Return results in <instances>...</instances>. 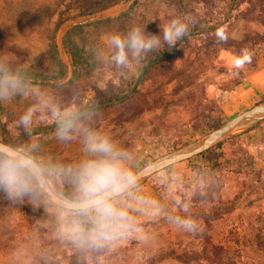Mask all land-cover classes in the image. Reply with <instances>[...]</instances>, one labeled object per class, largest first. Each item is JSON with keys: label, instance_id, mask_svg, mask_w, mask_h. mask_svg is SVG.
I'll return each instance as SVG.
<instances>
[{"label": "rangeland", "instance_id": "1", "mask_svg": "<svg viewBox=\"0 0 264 264\" xmlns=\"http://www.w3.org/2000/svg\"><path fill=\"white\" fill-rule=\"evenodd\" d=\"M126 1L120 0L116 6ZM227 1L183 0L185 7L179 11L171 0H142V13L148 19L166 23L183 11L190 17L193 13V20L205 17L202 22L207 25L214 23L217 11ZM79 13L73 0H0V71L11 67L30 71L23 82L20 76L15 77L21 84L20 91L0 98V116L10 120L12 126H19L28 109H36L31 127L40 132L24 147L39 156L49 181L60 192L65 170L86 155L83 129L107 135L119 150L127 153L125 163L136 172L173 151L175 141L192 142L213 130L197 132L193 137L185 134L194 119L205 115L207 105L218 104L230 116L234 91L254 70L250 62L235 68L237 57L226 50L200 60V42L194 41L192 48L173 63L181 70L190 68V81L186 80L180 91L178 79L169 82L163 94L166 103L148 109L139 101H131L102 115L98 112V116L85 118L98 119L95 127H90L91 120L81 122L71 139L61 140L55 125L47 127L57 121L49 105L61 112L72 108L80 119L78 103L86 105L95 99L96 88H103L110 96L114 85L129 77L134 87L142 68L141 63L128 71L107 67L111 54L107 34L112 30L89 29L71 37L60 34L61 27ZM243 23L240 18L233 25L234 37H242ZM253 25L264 34L262 23L256 21ZM71 41L86 42L88 48L97 51L94 72L77 80L68 48ZM260 55L264 57V49ZM193 60L198 65L194 70L190 67ZM62 61L67 66L65 75ZM38 74L56 78L54 82L61 84L37 83ZM39 125L41 128H35ZM238 134L242 149L225 144L217 163L197 155L145 180L141 185L148 183L158 197L153 207L142 204L141 194L130 191L121 196L120 205L127 209L134 226L124 236L102 246L103 252L92 258L78 254L80 246L61 235L62 207L51 202L36 181L33 193L22 197L10 198L0 190V264H216L206 258L203 238L197 235L207 226L195 220L198 227L189 232L179 223L183 220L173 215L180 212L193 220V213L205 211L213 215L218 208L223 216L213 218L207 228L213 241L232 251L237 264H264V119L235 135ZM145 160L149 162L144 163ZM216 177L223 181L222 203L213 193L212 180ZM239 194L236 206L228 208L227 203ZM137 197L140 208L133 207ZM170 251H174V256L157 259Z\"/></svg>", "mask_w": 264, "mask_h": 264}, {"label": "trees", "instance_id": "2", "mask_svg": "<svg viewBox=\"0 0 264 264\" xmlns=\"http://www.w3.org/2000/svg\"><path fill=\"white\" fill-rule=\"evenodd\" d=\"M119 2L120 0H73L74 7L78 8L80 13L78 17L72 20L105 12L112 9ZM171 2L179 11L183 10V7H185L183 0H171ZM217 12H219V14L214 20V23L207 25H203L202 22L203 19L206 20L205 17H196L197 15H194L196 18L193 20V13L192 17H190L188 13H184L183 11L180 12L181 18L188 17L192 21V23L189 24L188 33L177 42L176 46L169 47L165 44L161 49L150 52L146 55V57L140 62L142 68L136 86L132 87L133 79L129 77L128 79H123L119 84L114 85L115 87L113 88L112 95H107L103 88L98 87L96 88L97 97L95 99L86 105L78 103L77 111L78 114L81 113V116L80 119L76 121L77 126L81 122L91 120L90 127L93 128L97 125L98 119L85 118L98 116V112L102 115L110 108L120 107L131 101H139L146 105L148 109H152L160 104L166 103L167 101L163 98V94L165 93L169 82L174 79H178L181 82L178 87V91H180L185 84L184 82L186 80V82L190 81V68L181 70L174 67L173 63L177 56L186 53L192 48L194 41L200 42V60H203L204 56H216L221 50L229 51L237 58H241L246 51L250 55L249 62L251 63V67L254 70L257 69L259 62L264 61V57L260 55L261 50L264 49V34L260 32V30L255 27L253 23L257 21L264 25V0H228L226 4ZM240 18L244 19L243 35L241 38H236L232 35V28L235 22ZM69 22L65 23L59 30V33L61 32L60 34H64L67 37H71L75 33H85L86 30L89 29L124 32L133 25L145 26L147 32L160 35L161 30L159 25L163 24L161 22L148 19L147 16L142 13V0H135L129 8L114 16L83 24H74L72 27L67 28ZM218 29L224 30L226 39L218 40L216 35ZM58 45L60 46L59 42ZM68 48L72 60L71 64L73 66L74 79L77 80L83 76L92 74L96 68L97 60H95V58L97 51L88 48L86 42L77 41H71ZM57 52L59 53V50H57ZM192 66L193 70L198 68L195 60H193V65L190 67ZM107 67L118 70V68H116L114 63L110 60V57L107 61ZM66 68V64L62 61L61 69L63 75L66 73ZM27 72L30 71L23 68L17 70L16 68L11 67L1 70L0 77L5 75V73H11L14 77L17 75L20 76V78H22L21 81L23 82L24 79L29 78L27 76ZM37 77L40 78L37 79V83L42 82L44 84L54 86H57L59 83L61 84V82H58L59 80L57 81L58 83H56V81L54 82V80H57L56 78L48 79L49 77L45 74H38ZM139 85H142L143 88H139ZM206 109L205 115H202L203 113L201 112L200 115L202 116L194 119V121L189 124L185 130V134L189 133L193 137L197 134V132L215 129L233 117V115L226 116L222 107L215 103L207 105ZM54 125L58 128V120L48 124L47 127L53 128ZM35 128H41V125L36 126ZM38 132L40 131L32 129L31 126L28 128H25L22 124L19 126H12L10 120L3 119L0 116V139L23 151L27 149L24 145H28L31 137L38 134ZM240 138L241 134L229 137L198 155L204 156L211 163H217L223 154L222 148L225 144L232 145L238 150L242 149V144L239 141ZM188 143V140L181 142L175 141L171 150L182 147ZM30 155L41 163L37 154L30 151ZM190 159H192V157L187 160ZM147 162H149V160L144 161V163ZM63 180L64 187L61 192L65 196L72 198L74 196V187L72 186L71 179L64 175ZM212 186L215 191L213 193L216 194L218 202L222 203V179L220 177L214 178L212 180ZM239 200L240 194L230 200L226 206L230 209L234 208ZM221 210L222 209L218 208L213 215L205 211H198L197 213H193V220H200L205 227L207 226V228H209L211 225L210 221L213 218L223 216ZM217 211L220 213H216ZM173 217L179 220H186L189 218L188 215H182L180 212L175 213ZM207 228L197 233L199 238H203V253L206 258L210 262L216 264H237L232 259L233 252L220 244H216L210 237ZM101 248L102 247L80 246L77 249V253L81 255H88L89 258H92L93 256L103 252V249ZM170 256H174V251L162 253L157 257V259L162 260ZM147 264L154 263L149 262Z\"/></svg>", "mask_w": 264, "mask_h": 264}, {"label": "clouds", "instance_id": "3", "mask_svg": "<svg viewBox=\"0 0 264 264\" xmlns=\"http://www.w3.org/2000/svg\"><path fill=\"white\" fill-rule=\"evenodd\" d=\"M192 23L188 17H173L159 25L161 34L146 31L145 26L133 25L127 31H112L107 34L110 60L116 68L131 70L148 53L161 49L165 44L176 46L189 31ZM218 40L226 39L224 30H217ZM250 61L245 51L235 60L239 69ZM21 90L20 82L11 74L0 77V98H8ZM52 115L58 120L57 136L61 140L72 138L77 129V113L72 108L63 112L55 105ZM35 108H29L20 123L28 128L32 124ZM85 157L65 174L74 185V196L65 201L59 213L61 235L78 246L102 247L130 232L134 223L127 209L120 205V197L129 193L138 178L126 165L127 153L122 152L107 136L99 132L83 129ZM30 149L21 151L14 146L0 144V190L10 198L33 193L37 180V168L31 158ZM189 231H195L197 222L192 219L179 221Z\"/></svg>", "mask_w": 264, "mask_h": 264}, {"label": "water", "instance_id": "4", "mask_svg": "<svg viewBox=\"0 0 264 264\" xmlns=\"http://www.w3.org/2000/svg\"><path fill=\"white\" fill-rule=\"evenodd\" d=\"M134 1L135 0H128L125 3L119 6H116L112 9H109L105 12L98 13V14H92L89 16L80 17L78 19L71 20L67 28L72 27L74 24H83V23H87L90 21L104 19L110 16L117 15L120 12L129 8ZM263 119H264V102L255 104L252 107L239 112L237 115L233 116L232 118L224 122L222 125L204 134L203 136L167 154H164L160 156L159 158L153 161H150L149 163L142 166L140 169L134 172V174L138 178V182L134 188L141 185L145 180H147L150 176H152L156 172H159L171 165H174L176 163H179L191 157H194L198 154H201L202 152L206 151L207 149L214 146L218 142L230 136L235 135V134L233 135L229 134L232 131V129L240 127V126H244V125L246 126L245 129H247ZM0 144H7L10 146H13L12 144L6 143L2 139H0ZM31 158L35 161V165L37 168L38 177H37V180H35L37 185L40 187V189L43 191L45 196L51 202L62 207L65 201L71 198L65 196L62 192L58 191L49 181L40 162L32 156Z\"/></svg>", "mask_w": 264, "mask_h": 264}, {"label": "crops", "instance_id": "5", "mask_svg": "<svg viewBox=\"0 0 264 264\" xmlns=\"http://www.w3.org/2000/svg\"><path fill=\"white\" fill-rule=\"evenodd\" d=\"M264 102V61H260L258 68L253 70L234 91L231 98L230 114L236 115L237 113L252 107L255 104ZM239 107L243 110L239 111ZM133 194H141L140 201L145 206L153 207L157 203V195L155 191L145 183L139 185L137 188L131 190ZM128 194V193H126ZM133 207L140 208V201L138 197L135 199ZM147 208L149 210L150 208Z\"/></svg>", "mask_w": 264, "mask_h": 264}, {"label": "bare ground", "instance_id": "6", "mask_svg": "<svg viewBox=\"0 0 264 264\" xmlns=\"http://www.w3.org/2000/svg\"><path fill=\"white\" fill-rule=\"evenodd\" d=\"M245 128H246L245 125L244 126L237 127V128H234V129H232V131L229 134H231V135L236 134V133L244 130Z\"/></svg>", "mask_w": 264, "mask_h": 264}]
</instances>
